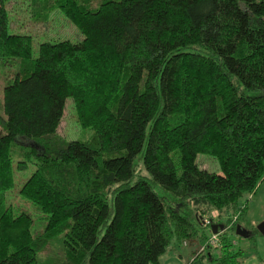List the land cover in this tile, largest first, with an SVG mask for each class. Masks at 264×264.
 Segmentation results:
<instances>
[{
	"label": "trees",
	"instance_id": "1",
	"mask_svg": "<svg viewBox=\"0 0 264 264\" xmlns=\"http://www.w3.org/2000/svg\"><path fill=\"white\" fill-rule=\"evenodd\" d=\"M22 8L36 24L59 10L83 40L35 58L11 32ZM0 69V264H163L188 246L242 264L236 228L264 181V0H0ZM70 99L89 141L59 132ZM30 166L35 216L8 198Z\"/></svg>",
	"mask_w": 264,
	"mask_h": 264
},
{
	"label": "rangeland",
	"instance_id": "2",
	"mask_svg": "<svg viewBox=\"0 0 264 264\" xmlns=\"http://www.w3.org/2000/svg\"><path fill=\"white\" fill-rule=\"evenodd\" d=\"M96 7L97 5L94 6V8ZM11 27H12L11 32H15L16 34H20V35H29L33 38V56L35 58L38 57L39 55V47L40 44L42 43L45 42L56 43L60 41H70L72 43H77L83 40L84 38L80 30L59 10L55 11L52 14L47 24H36V22L32 18V15H30L25 8L19 9L17 11V15L14 17L13 21L11 22ZM3 75L4 72H2L0 69V77H2ZM2 82L3 80L0 81V101H2V89H3V85H1ZM73 105L74 103L71 99L67 101L64 119L62 121L59 132L61 135L68 138L69 140H77L84 142L89 141L94 135V132L92 130L80 129L77 123V117ZM0 115L6 118L4 111L0 110ZM199 163L206 170H210L214 172L221 171L220 165L213 158L209 156L200 155ZM135 169L136 171L142 169L141 163H137ZM33 170H34L33 167L30 166L28 171H26L25 173L19 171L16 172L17 187L14 190V192L8 194V198L9 201H11L13 204L18 206V208L20 206L22 210L28 212L30 215L35 216L38 212V208H36L31 203L25 201L22 197L19 196V190L21 188V185L23 184L25 179L27 180L30 177ZM254 197L255 195L253 194L248 195L246 197V200L249 202L250 206L252 205L251 208H253L252 212L250 213L249 220L251 221L254 220L261 224L263 223L262 220L264 218V181L260 185L259 196L256 197V199L253 202ZM226 216L227 215L224 214L223 219L227 218ZM237 217L238 216L232 217L233 223L237 221ZM219 219H220V215H218L217 212L215 211L211 212L209 215L204 216V218H201L203 224L205 220H210L216 223V221H218ZM222 231H219V233ZM237 237L238 236L235 235V238ZM238 241H240V243L242 244L247 242V240L241 238Z\"/></svg>",
	"mask_w": 264,
	"mask_h": 264
},
{
	"label": "crops",
	"instance_id": "3",
	"mask_svg": "<svg viewBox=\"0 0 264 264\" xmlns=\"http://www.w3.org/2000/svg\"><path fill=\"white\" fill-rule=\"evenodd\" d=\"M258 196H259V191L257 193V196L255 195L253 202ZM252 209L253 208H251L248 213V223H249L248 225L253 229L257 227L260 223L254 220L253 221L249 220V216L250 213L252 212ZM262 221L264 222V218ZM252 229H247V231L250 233V236ZM245 240H247V242H245L244 244L240 243V241L237 242L238 244L237 247L241 248L244 251L242 264H264V236L257 237L254 241L250 239H245ZM193 251L194 248L189 246L182 249L180 253L176 251H171L163 257L162 263L163 264H207L204 258L202 257L201 259H197L195 262H192L191 258L193 257Z\"/></svg>",
	"mask_w": 264,
	"mask_h": 264
},
{
	"label": "water",
	"instance_id": "4",
	"mask_svg": "<svg viewBox=\"0 0 264 264\" xmlns=\"http://www.w3.org/2000/svg\"><path fill=\"white\" fill-rule=\"evenodd\" d=\"M213 234H218L219 231L224 230V225H213L211 227ZM257 230L264 236V222L257 226ZM236 235L242 239H249L250 233L241 225L236 228Z\"/></svg>",
	"mask_w": 264,
	"mask_h": 264
},
{
	"label": "built area",
	"instance_id": "5",
	"mask_svg": "<svg viewBox=\"0 0 264 264\" xmlns=\"http://www.w3.org/2000/svg\"><path fill=\"white\" fill-rule=\"evenodd\" d=\"M211 221L210 220H205L204 221V224L205 225H210ZM219 243V237H218V234H213L211 239H210V242L209 244L213 247L217 246Z\"/></svg>",
	"mask_w": 264,
	"mask_h": 264
}]
</instances>
